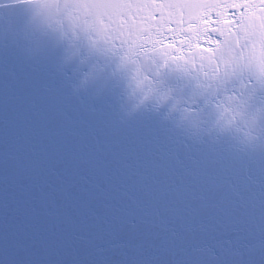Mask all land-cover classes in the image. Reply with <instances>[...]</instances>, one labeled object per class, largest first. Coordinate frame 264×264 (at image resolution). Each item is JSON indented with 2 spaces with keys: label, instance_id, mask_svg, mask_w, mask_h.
Masks as SVG:
<instances>
[{
  "label": "snow or ice",
  "instance_id": "1",
  "mask_svg": "<svg viewBox=\"0 0 264 264\" xmlns=\"http://www.w3.org/2000/svg\"><path fill=\"white\" fill-rule=\"evenodd\" d=\"M0 264H264V0H0Z\"/></svg>",
  "mask_w": 264,
  "mask_h": 264
}]
</instances>
